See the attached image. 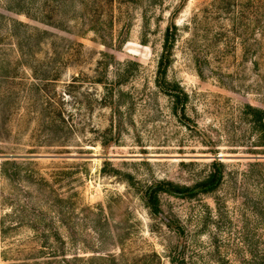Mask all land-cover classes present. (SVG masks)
<instances>
[{
	"label": "rangeland",
	"instance_id": "1",
	"mask_svg": "<svg viewBox=\"0 0 264 264\" xmlns=\"http://www.w3.org/2000/svg\"><path fill=\"white\" fill-rule=\"evenodd\" d=\"M59 5L31 14L66 31L0 0V15L51 35L35 60L13 40L0 53V264H264V0ZM174 23L167 77L189 96L187 120L155 84ZM53 69L60 81H42ZM5 156L20 157L17 181Z\"/></svg>",
	"mask_w": 264,
	"mask_h": 264
},
{
	"label": "trees",
	"instance_id": "2",
	"mask_svg": "<svg viewBox=\"0 0 264 264\" xmlns=\"http://www.w3.org/2000/svg\"><path fill=\"white\" fill-rule=\"evenodd\" d=\"M6 1V10L8 12H12L17 15H25L27 18L33 21H39L43 24H46L47 26H51L53 28L66 31L63 26H55L53 22H47L49 20L39 19L35 16H32L31 10L32 6L35 4L36 0H5ZM44 2V8L45 11L43 14L47 15L46 9L47 5L50 4V0H41ZM60 5L57 7V9L60 11L61 7L64 3H67L69 0H56ZM56 9V13L59 11ZM42 10V11H43ZM259 21H258V29H259V35L255 40V46L257 47V53H260V51L264 50V12L261 13L260 9L257 12ZM47 18L51 19V17L46 16ZM46 19V18H45ZM2 30H5L4 38L2 34ZM51 35L47 32H43L37 29L31 28V26L19 22V21H11L8 20L5 16L0 15V53L2 51V46H4L3 41L4 39H8L10 42L13 40V43H8V45L14 47V52H16L20 58V61L23 59L24 61H32L35 60L37 53L39 52V49L41 47V44H44L45 41H47V37H50ZM178 39V28L174 24L168 26L164 41H163V51L158 63V71H157V77L155 80L156 87L166 96L172 99L174 107H173V114L178 117L179 120H187V103L189 100L188 94L179 86V85H173L172 83L168 82V71L172 65L173 57H174V50ZM3 55V54H2ZM1 56V59L3 60V56ZM22 62V61H21ZM27 63V62H26ZM259 62L255 61V65L258 66ZM31 69L35 72V75L38 77L37 69L38 68H32ZM46 78H41L42 81L46 82H52L57 83L60 81L61 76L59 73L53 69L51 72H48V74L45 75ZM40 79V78H39ZM253 113L256 115L259 113V110L254 109L252 110ZM59 120H53V123H57ZM61 122L66 123L65 120H61ZM55 141V140H52ZM262 145H264V136L260 139ZM55 143V142H51ZM30 154H34V152H29ZM0 154H4L3 152H0ZM61 154H69V152H63ZM2 158H7L2 164V174L3 176L8 179L9 181H17L12 180V175L10 174V169L8 167L12 168L13 175L18 176L21 173V170L24 168L22 164L18 163L17 156H5ZM30 178V186L31 188H35L37 192L43 191V194L51 192L50 184L47 182L44 178L42 179H36L35 176H27ZM27 181V179L24 180V182ZM37 183V186H35ZM220 184V178L217 174H213L209 178V182L205 187H207V190H215L219 187ZM168 187L173 188V191L177 193H184L189 192L187 189H182L180 187H177L173 184H166ZM57 200L60 203H66L69 202L68 200H64L57 197ZM148 201H149V207L152 209L153 212L158 213L159 211V205L160 201L158 198V194L156 191H151L148 193Z\"/></svg>",
	"mask_w": 264,
	"mask_h": 264
}]
</instances>
